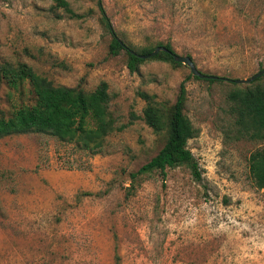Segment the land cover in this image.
Masks as SVG:
<instances>
[{"label": "rangeland", "instance_id": "374dc122", "mask_svg": "<svg viewBox=\"0 0 264 264\" xmlns=\"http://www.w3.org/2000/svg\"><path fill=\"white\" fill-rule=\"evenodd\" d=\"M64 1L71 13L55 0H0V63L54 85L104 81L116 129L93 155L37 132L0 138V264H264V190L246 168L264 140L238 131L234 86L151 57L130 71L124 48L108 53L98 8L126 48L168 41L204 74L246 78L264 67V0ZM181 81L198 178L177 165L130 181L164 141L142 120L140 93L169 106ZM249 83L264 87V74ZM32 101L27 82L0 80L4 117Z\"/></svg>", "mask_w": 264, "mask_h": 264}, {"label": "trees", "instance_id": "16d2710c", "mask_svg": "<svg viewBox=\"0 0 264 264\" xmlns=\"http://www.w3.org/2000/svg\"><path fill=\"white\" fill-rule=\"evenodd\" d=\"M55 1L57 5L71 13L66 1ZM98 8L100 19L111 34L108 53L115 55L124 48L127 56L126 65L130 71L135 70L137 64L143 61L135 54L149 53L156 46H163L167 51H158L151 56L152 59L169 62L175 66L182 65L172 59L170 54L175 51L168 41L156 42L154 46L142 47L137 51L122 46L123 41L111 32L103 10L100 6ZM261 63L260 60L257 64ZM193 78L199 79L196 76ZM222 78L219 76L217 79L203 80L212 83L221 82ZM0 80H4L11 88L27 82L33 94L31 103L17 106L6 117L0 114V138L37 132L93 155L102 151L106 136L116 129L114 119L108 110L109 94L104 81H100L91 90H84L78 86L54 85L35 73L28 65L8 62L0 63ZM257 80L259 76L252 81ZM251 83L235 85L231 82L234 88L229 90L227 100L230 111L234 114V123L239 127L238 131L248 137L264 140V87L259 83ZM140 96L144 101L141 109L142 120L155 133H163L164 141L152 157L135 171L128 173L130 181L149 169L157 170L160 176L164 177L166 168L177 165H185L190 169L192 176L198 178L196 162L186 147L187 140L194 136L196 129L183 113L186 100L183 81L179 83L174 101L169 106L158 103L153 95L140 93ZM246 168L254 186L264 190V145L249 152ZM114 259L113 264H118L117 255Z\"/></svg>", "mask_w": 264, "mask_h": 264}, {"label": "water", "instance_id": "95a60500", "mask_svg": "<svg viewBox=\"0 0 264 264\" xmlns=\"http://www.w3.org/2000/svg\"><path fill=\"white\" fill-rule=\"evenodd\" d=\"M121 45L124 46L123 43H121ZM160 50L161 51H167L163 46H156L152 51H150L149 53H146V54H135L132 50H129V51H130V53L135 54L136 56L144 59V58H148V57L155 55ZM170 55L175 62H179L182 65L186 66L189 70V73L192 76H196L199 79H217V78H219V76H216L213 74H204L201 71H199L197 69V67L195 66V64L193 63L192 59L187 55H179L175 52L171 53ZM263 74H264V67L258 69L256 72H254L253 74H251L250 76H248L246 78H222V79L229 81V82L237 83V84L249 83L250 81L254 80L258 76L263 75Z\"/></svg>", "mask_w": 264, "mask_h": 264}]
</instances>
